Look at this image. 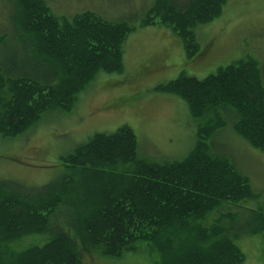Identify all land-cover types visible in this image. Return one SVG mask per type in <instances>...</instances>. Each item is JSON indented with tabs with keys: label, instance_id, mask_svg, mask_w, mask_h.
Instances as JSON below:
<instances>
[{
	"label": "trees",
	"instance_id": "obj_1",
	"mask_svg": "<svg viewBox=\"0 0 264 264\" xmlns=\"http://www.w3.org/2000/svg\"><path fill=\"white\" fill-rule=\"evenodd\" d=\"M226 1L150 0L131 24L87 7L57 16L46 0H11L15 10L6 32L16 35L22 59L10 51L0 67V137L24 134L43 113H69L99 72L125 73V41L138 28L165 26L193 59L200 53L195 28L220 16ZM153 90L178 97L198 120L190 151L176 161L144 160L133 130L123 125L61 155L62 173L44 185L0 179V264H82L94 251L118 259L138 242L155 255V264L243 263L221 223L235 215L205 220L222 204L257 197L248 178L209 143L226 124L222 114L231 113L232 132L264 152L258 62L241 58L204 78L181 74ZM251 212L243 233L264 235V211ZM30 235L45 242L16 247Z\"/></svg>",
	"mask_w": 264,
	"mask_h": 264
},
{
	"label": "rangeland",
	"instance_id": "obj_2",
	"mask_svg": "<svg viewBox=\"0 0 264 264\" xmlns=\"http://www.w3.org/2000/svg\"><path fill=\"white\" fill-rule=\"evenodd\" d=\"M7 1L0 0V37L7 33V28H12L15 7L11 0ZM149 2L46 0L57 16L79 13L87 7L106 19L125 20L131 24L138 23ZM159 28L166 27H142L138 32L141 35L136 32L127 36L123 64L128 75L123 72L122 75L99 72L79 94L69 113L59 110L43 113L39 121L24 134L15 138L0 137V179L24 186L44 185L62 173L61 155L85 143L94 133H110L123 125L129 126L135 134L139 158L158 162L179 160L196 141L198 120L191 118L185 108L187 105L178 97L161 96L163 94L155 92L153 87L156 83L173 79L180 72H184L186 77L201 79L214 73L220 66L247 57L258 62L264 80V0H227L220 16L195 28L201 50L196 57L187 60L188 64L181 57L183 51L177 52L176 67L170 72L164 74L151 68L145 77H138L140 69L129 68L151 55L152 43L146 37ZM141 39L147 41L132 51L131 47ZM4 41L5 44L0 47V67L2 62L8 60L10 51L15 53L17 61L22 59V56L19 57L21 51L17 48L16 35L11 34V30ZM152 72L156 74L150 75ZM171 99L173 103L169 102ZM229 114H222L226 124L210 140V149L225 157L248 178L257 198L222 204L206 218L205 223H212L226 212L235 215L233 220L226 218L221 223L228 236L236 239L234 241L244 257L242 264H264V235L243 233L254 216L251 211H264V152L250 147L232 132L233 115ZM35 236L26 237L16 247L45 242ZM132 247L118 259L104 257L97 251L84 254L82 264H155V255L145 243L138 242Z\"/></svg>",
	"mask_w": 264,
	"mask_h": 264
},
{
	"label": "crops",
	"instance_id": "obj_3",
	"mask_svg": "<svg viewBox=\"0 0 264 264\" xmlns=\"http://www.w3.org/2000/svg\"><path fill=\"white\" fill-rule=\"evenodd\" d=\"M154 25L151 26H147V27H152ZM147 27H143V28H147ZM140 30H142V28H138L136 31H134L133 33H138L140 32ZM139 35H141L142 33H138ZM149 36H147L146 38H148L147 40L150 41L151 47L153 52L151 53V55L146 56L145 58L143 57L142 60H140L139 62L137 61V59H135L137 62L133 63L132 68L135 69H140L139 73H138V77H145L147 75V70L154 68L156 70H158L159 72L162 73H166V72H170L171 70H173V68L176 67V54L177 52H181L183 51V56L182 59L184 60L185 64H188L189 60L188 58H186L185 52L183 50L182 47V43L181 40L175 36L170 30L166 29V28H159L158 31H156L155 33H149ZM196 35V39L198 41V44L200 46L199 43V39L197 36V33L195 32ZM147 40H140L139 43H137L135 46H132L131 49L132 51H134L136 48L143 46L142 43H144ZM201 50V47H200ZM201 55V54H200ZM142 57H139L138 59H140ZM186 59V60H185ZM133 69V70H135ZM153 70V69H152ZM129 72L125 71V74L128 75ZM156 73H151L150 75H155ZM181 74L184 75V72H180L178 76H180ZM176 78V77H175ZM174 79V78H173ZM172 80V79H170ZM169 79H166L164 81H170ZM163 82H159L156 83V85L161 84ZM153 85H151L150 87H152ZM155 86V85H154ZM162 94V93H160ZM161 96H171L168 94H163ZM169 102H172V99L169 100ZM187 112H188V108L187 106H185ZM189 113V112H188ZM192 128V127H191Z\"/></svg>",
	"mask_w": 264,
	"mask_h": 264
}]
</instances>
